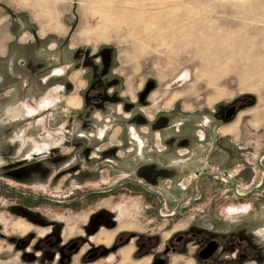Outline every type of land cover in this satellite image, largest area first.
I'll use <instances>...</instances> for the list:
<instances>
[{
	"label": "rangeland",
	"instance_id": "1",
	"mask_svg": "<svg viewBox=\"0 0 264 264\" xmlns=\"http://www.w3.org/2000/svg\"><path fill=\"white\" fill-rule=\"evenodd\" d=\"M72 77L96 88L71 117ZM235 118L237 137L217 133ZM262 156L264 0H0V264H155L192 226L264 264ZM197 245L160 261L195 264Z\"/></svg>",
	"mask_w": 264,
	"mask_h": 264
},
{
	"label": "flooded vegetation",
	"instance_id": "2",
	"mask_svg": "<svg viewBox=\"0 0 264 264\" xmlns=\"http://www.w3.org/2000/svg\"><path fill=\"white\" fill-rule=\"evenodd\" d=\"M59 89L63 90V88H60V87H59ZM69 98H72V97H69ZM67 105H68V102H67ZM72 108H74V107H72ZM74 109L79 110L81 108H74ZM231 109H234L236 111L235 107H231V108H228L227 110H225L224 112L221 111L219 115L222 116V114H224L227 116L228 111ZM121 110L122 109H120V112H121ZM242 111H240V112H242ZM98 118H101V116L100 117L98 116ZM236 118L234 120L230 121L227 125H224L220 129V133H221L223 128H226L227 126L231 125L236 120ZM106 130H107V128H105V131ZM224 136H229V135H224ZM201 137H204V133H202ZM230 137H232V136H230ZM130 138H132L133 141L136 142L140 148H142V146L144 145V141L138 135L137 130H135L134 128H132L130 131ZM43 147L46 148L45 146H43ZM28 149H30V148L26 149V154H27ZM46 150H48V149L46 148ZM198 174H200V173H198ZM232 176H233L232 174H228V177L221 175L220 178L222 180H224L225 182H228L229 179L232 178ZM224 177L226 178V180L224 179ZM236 191H237L236 193L238 195L245 196V194L238 193L239 192L238 189ZM20 220L23 221V223L26 225L25 219L20 218ZM214 233H215V230H211V228H208V227H197V226L193 227L192 226V227L188 228V234L186 235L187 241H186V236H184L183 234H179V235L175 236V238H173V241L171 242V247L167 248L165 250L164 256L165 257L168 256L170 254V252L175 253V254H177L178 252L187 254L189 252L188 246L191 243L192 244L198 243V245L195 247L196 250L194 253L195 254V258H194L195 264H250V262H251L250 260H252L253 253H254V251H253L254 247L253 246H250L247 244H242V246H241L238 244L237 246L235 245L233 247L232 244L227 245V242L223 237H217ZM13 234H14V232H13ZM186 242H188L189 245L186 246L185 249H183V250L179 249V247H181ZM263 243H264V239H263ZM75 246L77 247V244H75ZM164 256H162L161 258H165ZM179 257H183V256H179ZM160 259L159 258L155 259V261L153 263H155V264H167L165 262H161Z\"/></svg>",
	"mask_w": 264,
	"mask_h": 264
},
{
	"label": "crops",
	"instance_id": "3",
	"mask_svg": "<svg viewBox=\"0 0 264 264\" xmlns=\"http://www.w3.org/2000/svg\"><path fill=\"white\" fill-rule=\"evenodd\" d=\"M36 37L38 38H40V35L38 34V32H36ZM42 36V35H41ZM38 38V39H39ZM42 38H43V36H42ZM24 45V44H23ZM99 51V50H98ZM101 51V50H100ZM79 52V51H78ZM102 52H104V55H105V57H108V59H109V66H108V70H110L109 69V67H110V62H111V56H112V54H111V50L110 49H107V48H105V49H102ZM84 53V52H83ZM78 56H80L79 54H78ZM92 57H94V55L92 56ZM95 58V57H94ZM90 59V58H89ZM73 65L74 66H76L73 70H74V72L75 73H79V72H82L83 73V76L85 75V73H86V70L84 69V68H79V66L76 64V63H73ZM68 70V68H65L64 69V72L65 71H67ZM74 73V74H75ZM64 74V73H63ZM82 76V77H83ZM117 82H113L112 83V85H111V87L110 88H112V91L114 90L113 88L115 87V86H117ZM119 84H120V86H118V93L120 94V95H122V92H120V88H121V83L119 82ZM63 88V91H64V93H63V95H65V96H68L69 94L71 95V94H75V93H78L79 95H80V97H79V99H80V101H81V105H80V107L79 108H83V107H85L86 105H87V103H88V101L89 100H91L90 98H89V93H91V91H92V89H95L96 88V86H95V84H90V82L88 81V80H86L85 82H84V86L83 87H81L78 83H76L75 81H74V78L72 77V78H70V79H67V82L66 83H60V86H58V88ZM61 94V93H60ZM65 96H64V98H65ZM123 96V95H122ZM122 96H120V97H122ZM135 99H137V98H135ZM135 99L134 100H130V102H125L123 99H121V98H119L118 100L115 98V97H113V96H109V97H104L102 100H103V102L105 103V104H111V105H120V106H125V109H124V107H121L120 109H122L121 111V113L122 114H126V115H124L125 116V118L126 119H129L130 117H131V113L132 114H134V115H136L135 114V112H131V113H127V110H131V106H129L128 104H136V101H135ZM68 102V101H67ZM90 103V102H89ZM68 106H70L69 105V103H68ZM82 106V107H81ZM71 107V106H70ZM70 110H72L73 112H70V115H71V117L73 116L72 114H76V112L75 111H77L76 109H70ZM134 110H136V108L134 107ZM125 111V112H124ZM213 113V120H214V122H219L220 123V119H219V117H217V112L216 111H213L212 112ZM112 113H110V115H111ZM81 114H80V112H77V116H80ZM128 115V116H127ZM149 116V115H148ZM148 119V118H147ZM138 122L137 123H135V125H136V127H137V125H138V123L139 124H144L145 123V119L143 118V117H138L137 119H136ZM150 121V120H149ZM179 124V121L178 120H172V123H171V128L173 127H176V125H178ZM227 125V124H226ZM223 126V125H222ZM222 128V127H221ZM220 128V129H221ZM220 129L217 131V133L218 134H220ZM104 133H105V131H104ZM83 134V133H82ZM200 136H202V133L200 134ZM225 137V136H224ZM228 137H230V136H227V138ZM185 146V145H184ZM92 153V151H88L87 152V155L86 156H88L89 157V155ZM82 154V153H81ZM90 157H92V156H90ZM92 160V158H89V160H87L88 162L89 161H91ZM90 163V162H89ZM150 169H152L151 167H149ZM142 172H144V170H142ZM159 173V172H158ZM197 174V173H199V171H196V172H193V174Z\"/></svg>",
	"mask_w": 264,
	"mask_h": 264
},
{
	"label": "bare ground",
	"instance_id": "4",
	"mask_svg": "<svg viewBox=\"0 0 264 264\" xmlns=\"http://www.w3.org/2000/svg\"><path fill=\"white\" fill-rule=\"evenodd\" d=\"M175 99L176 98L171 99L170 102L167 104V106H170ZM68 103L72 107H78L80 105V99H79L78 96H74V97L72 96V98H69ZM239 118L237 120H235L236 122H233L231 125L227 126L226 128H223L222 131H221V133L223 135H229V136L237 137L238 136V131H239V125H240V119ZM33 146H34V148L28 150V152H27V154H28L29 157H36V158L45 157V155L47 154L46 148H44L42 145H38L37 146V145L34 144ZM263 158H264V156H262L260 158V160L262 161ZM224 179L226 180L225 177H224ZM14 227L17 228V229L26 231L24 225L21 222H19V221L15 224ZM115 234H116V232L110 233L109 240H108L109 243L112 242ZM131 254H132V248H131V246H128V247L124 248L121 251V256H122L123 262L128 261L130 259V257H131Z\"/></svg>",
	"mask_w": 264,
	"mask_h": 264
},
{
	"label": "water",
	"instance_id": "5",
	"mask_svg": "<svg viewBox=\"0 0 264 264\" xmlns=\"http://www.w3.org/2000/svg\"><path fill=\"white\" fill-rule=\"evenodd\" d=\"M235 113H236V111H235L234 109H231V110L228 111V113H227V117H228V118H232V116H233ZM259 163H260V166L262 167L261 160H259ZM198 175H200V176H199V177H200V180H203L204 178H211V177L216 178V177H218V176H219V177L221 176V175H213V174H207V173L198 174ZM224 176H225V177H228V174H225ZM229 181L232 182L233 186L236 188V183H235L234 181H232L231 179H229ZM262 185H263V183L260 184L259 186H257V187H256L251 193H253V192H255L256 190H258L259 188H261ZM237 195H238V194H237ZM86 196H89V195H85V196H83V197H86ZM238 196H239V197H245V196H247V195H245V196L238 195ZM83 197H81V198H83ZM81 198H79V199H81ZM201 198H202V197H201ZM201 198L195 200V202L198 201V200H201ZM79 199H78V200H79ZM53 202H54V201H53ZM73 202H74V201H73ZM54 203L61 204L60 202H54Z\"/></svg>",
	"mask_w": 264,
	"mask_h": 264
}]
</instances>
